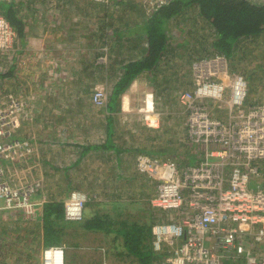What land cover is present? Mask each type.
<instances>
[{
	"label": "crops",
	"instance_id": "crops-1",
	"mask_svg": "<svg viewBox=\"0 0 264 264\" xmlns=\"http://www.w3.org/2000/svg\"><path fill=\"white\" fill-rule=\"evenodd\" d=\"M13 6L21 31L11 24L18 46L9 52L10 57L0 54V95L16 87L22 95L25 104L17 117L14 137L28 141L33 152L23 160L0 164L6 180L14 187L35 183L34 198L42 202L43 213L46 203L63 204L66 219L65 201L72 192H80L87 197L85 219L107 215L115 227L108 211L132 208L136 216L142 215L135 220L146 221L149 213L159 209L150 205L156 196L157 179L136 169V157L143 153L174 162L180 170L202 160L203 146L187 137L178 95L194 88L192 63L217 53L209 54L211 28L195 5L187 6L167 24L169 45L153 69L136 75L125 92L101 108L92 102L94 89L112 91L125 67L142 59L147 51L148 18L142 0H17ZM177 47L187 57H169ZM236 51L225 65L229 74H241L247 80L244 105L264 104V65L243 66L250 68L247 73L240 65L248 55H264V35L239 41ZM242 53L243 57L239 56ZM37 70L35 76L30 74ZM253 72L256 75L250 81L248 75ZM33 85L43 86V92L31 91ZM213 113L225 116L221 108L214 107ZM255 164L260 177L250 181L252 187L264 182V159ZM124 199L129 202L125 208ZM107 204L110 210L95 209ZM162 212L159 221H180L175 212ZM19 213L0 211V239L3 230L21 231L25 227L41 231L37 240L40 264L45 246L43 224L23 225L29 220ZM6 225L11 226L2 229ZM148 243L152 246V239ZM103 248L97 250H102L104 260ZM167 252L164 248L153 263L161 264Z\"/></svg>",
	"mask_w": 264,
	"mask_h": 264
},
{
	"label": "built area",
	"instance_id": "built-area-1",
	"mask_svg": "<svg viewBox=\"0 0 264 264\" xmlns=\"http://www.w3.org/2000/svg\"><path fill=\"white\" fill-rule=\"evenodd\" d=\"M12 2V0H5ZM107 2V0H98ZM172 0H142L147 14ZM18 35L0 14V53L9 55L18 46ZM226 58L216 55L192 63L194 88L178 95L186 113L187 137L203 146L202 160L180 170L174 162L146 154L136 157V169L157 179L150 205L175 212L180 221H158L151 227L152 249L169 250L161 264H264V182L256 162L264 159V104L244 105L247 80L229 74ZM110 91L97 87L95 106L106 108ZM24 103L0 97V159L20 161L33 152L24 139L14 137ZM214 107L225 110L223 117ZM37 188L28 183L12 186L0 167V211H21L37 218L42 202ZM87 197L72 192L65 201V218H81ZM179 243V241H181ZM40 264H65V247L44 246Z\"/></svg>",
	"mask_w": 264,
	"mask_h": 264
},
{
	"label": "trees",
	"instance_id": "trees-1",
	"mask_svg": "<svg viewBox=\"0 0 264 264\" xmlns=\"http://www.w3.org/2000/svg\"><path fill=\"white\" fill-rule=\"evenodd\" d=\"M192 5L197 7L200 17L211 28L208 42L209 54H211V51L213 53L217 52L214 56H224L228 60L237 52L236 48L239 41L264 35V0H172L147 15V51L142 59L125 67L123 77L110 91L109 100L111 98L113 101L125 92L136 75L144 70L151 71L153 69L157 60L162 56L164 49L169 45L166 39L167 24L173 17L179 16L187 6ZM0 12L10 24H13L15 29L21 31V20L16 16L13 2H0ZM203 58L207 57L203 56L196 60ZM262 71H264V67ZM253 75L256 74L253 72L248 75L250 81L254 78ZM8 95L12 94L4 92L0 97L8 99ZM197 145L201 146L200 144ZM84 207H87V203H84ZM62 211L63 204L58 205L55 202L46 203L44 207L43 236L45 246L66 244V248L76 249V244L67 243L64 238H61L58 230L62 232L65 231V228H54L55 225L60 226L63 224L64 226L75 225L77 231L81 227L86 232L103 231L106 235L114 233L111 243L121 238L122 247L128 255L133 256L140 264H153L156 255L159 254L154 252L152 246L148 243V240L152 239V225L162 219L153 216L155 215L154 211L149 213V217L144 221L139 220V218L131 220L130 216L124 214V211L116 209L118 211L116 216L119 217L114 219L115 227L107 215L101 214H95L83 220L81 218L73 221L75 223H70L63 218ZM137 216L141 217L142 215ZM115 247L109 243V248Z\"/></svg>",
	"mask_w": 264,
	"mask_h": 264
},
{
	"label": "rangeland",
	"instance_id": "rangeland-1",
	"mask_svg": "<svg viewBox=\"0 0 264 264\" xmlns=\"http://www.w3.org/2000/svg\"><path fill=\"white\" fill-rule=\"evenodd\" d=\"M12 2L13 4L15 3L17 4V0H12ZM145 14L148 15L146 11H145ZM180 48L181 47L175 48L176 52H174V54L170 55L169 57H172L175 60L176 59L180 60V57H187L186 54L182 52ZM188 51H189L188 53H191L190 49H188ZM2 55H5V54H2ZM10 55H8V57H10ZM191 55L193 54L191 53ZM239 56L243 57V53L239 54ZM184 61L185 60H183L182 63H184ZM250 64L252 65L254 64L256 66L264 65V55L261 56L259 53H257L256 55L255 54L248 55V57H246L245 60L244 59L240 60V65L242 68H245L247 67V65L249 66ZM249 70L250 68H245L244 73H247ZM17 72L18 70L16 71V73ZM37 73H38V70L36 72L30 71V74L32 76L33 75L35 76ZM191 73H192V66H191ZM42 87L43 86L39 87L38 85H33L31 91L40 93L42 91L41 89H43ZM17 90L18 89L14 88L13 91L9 92V94H12V95H8V97H11V98L17 97L24 103L23 99H21L22 95L19 94L20 92ZM59 91L62 92L63 90L60 89ZM253 104H256V103H253ZM180 107L182 108V111H183L184 108L181 105ZM183 112L186 118V113L185 111ZM5 162L6 161H4L3 159H0V164L5 163ZM33 184L36 185L35 183ZM122 203H124L123 207L125 208L129 202L125 200ZM107 205L104 208L102 206H96L95 209H97V211L99 212L101 210L105 211V209L110 210L111 209L110 204H107ZM88 208L90 209V207ZM92 209L93 208H91L90 210ZM36 212H37V218L35 217L30 218V219L28 218L29 221H25L24 220L25 214L20 211V213L22 214L21 217L24 218L23 225L33 224L35 226L36 224L37 225L38 224L40 225L41 223L43 224V220H42V215H44L43 207L37 206ZM87 212H91V211H87ZM108 212H109L108 214L111 215V217H114V219L119 217V216L118 217L116 216L117 213L114 210L108 211ZM154 212L156 213V215L158 214L157 216H155L156 218H159L160 215L163 213L161 209H156ZM85 214H86V207H84V204H83L82 205V217H81L82 220L84 219ZM124 214L127 216H130L131 220L137 217L132 208L131 209L125 208ZM8 226H11V225H6L2 229H6ZM65 226L62 224L60 226H57V229H60V227L64 228ZM68 228L71 229L70 230L71 232L67 233V235L65 234V231L61 232V230H58V232L60 233L61 238L62 239L64 238V241H67V243L76 244L77 247L76 249L68 248V250L66 251L65 264H74V263L75 264H140L139 262H137V260L133 256L128 255L127 251L122 247L121 238L117 239L116 242L113 241V243H111L112 238L115 235L114 233L106 235L100 232H88V231L85 232L81 227H79L77 231L75 230V225L65 227V230H67ZM3 231H2L3 237H1L0 239V264H29L30 262L31 264L38 263L37 250H38V242L40 243V241H37V240L41 236V231L37 233L36 230H29V229H26L25 227L22 228L21 231H9V232H3ZM71 233L72 235H70ZM101 238H102V241L104 240V244L101 243L102 242ZM109 243L114 247L116 243L117 246L115 248H109ZM100 247H104L106 250L104 260H103V257H101L100 255L102 250L101 251L97 250ZM153 264H159V263L156 262Z\"/></svg>",
	"mask_w": 264,
	"mask_h": 264
},
{
	"label": "clouds",
	"instance_id": "clouds-1",
	"mask_svg": "<svg viewBox=\"0 0 264 264\" xmlns=\"http://www.w3.org/2000/svg\"><path fill=\"white\" fill-rule=\"evenodd\" d=\"M0 2H7V1H5V0H0ZM0 14H2L1 12H0ZM64 209H65V207H64ZM81 217H82V210H81ZM81 219V218H80ZM68 221H75V220H69V219H67ZM79 220V219H78ZM61 246H63V245H61ZM65 247V246H64ZM66 247H65V251H66Z\"/></svg>",
	"mask_w": 264,
	"mask_h": 264
}]
</instances>
